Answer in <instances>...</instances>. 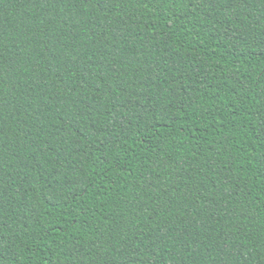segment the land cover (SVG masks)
<instances>
[{"label":"trees","instance_id":"trees-1","mask_svg":"<svg viewBox=\"0 0 264 264\" xmlns=\"http://www.w3.org/2000/svg\"><path fill=\"white\" fill-rule=\"evenodd\" d=\"M0 264H264V0H0Z\"/></svg>","mask_w":264,"mask_h":264}]
</instances>
